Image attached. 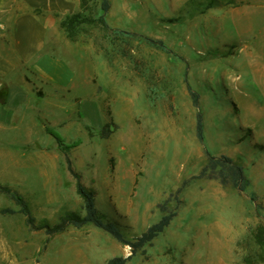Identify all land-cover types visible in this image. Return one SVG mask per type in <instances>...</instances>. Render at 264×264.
<instances>
[{"label":"rangeland","instance_id":"obj_1","mask_svg":"<svg viewBox=\"0 0 264 264\" xmlns=\"http://www.w3.org/2000/svg\"><path fill=\"white\" fill-rule=\"evenodd\" d=\"M77 1L74 13L101 15V0ZM108 1L107 28L82 25L73 40L63 32L69 73L64 97L46 106L51 126L31 112L2 123L0 185L26 199L35 228L0 193V264H106L131 254L91 225L53 235L36 228L81 212L66 159L127 239L175 214L126 264H264L253 238L264 228V0ZM41 124L79 145L60 149ZM205 149L240 164L248 189L198 178Z\"/></svg>","mask_w":264,"mask_h":264},{"label":"crops","instance_id":"obj_2","mask_svg":"<svg viewBox=\"0 0 264 264\" xmlns=\"http://www.w3.org/2000/svg\"><path fill=\"white\" fill-rule=\"evenodd\" d=\"M77 6V0H0V129L6 118L29 112L31 118H55L46 106L64 97L61 84L69 73L59 25Z\"/></svg>","mask_w":264,"mask_h":264},{"label":"trees","instance_id":"obj_3","mask_svg":"<svg viewBox=\"0 0 264 264\" xmlns=\"http://www.w3.org/2000/svg\"><path fill=\"white\" fill-rule=\"evenodd\" d=\"M224 1V0H223ZM227 5H235L233 0H225ZM217 2L216 0L210 1ZM194 0H190L186 5L193 4ZM110 3L108 0H101L100 10L101 15L97 19L84 17L81 13H74L64 17L60 22V29L65 33L66 37L73 40L74 35L82 25L99 23L107 28L104 21V15L109 11ZM192 105L197 110L199 108L198 94L188 87ZM196 137L203 143V119L201 113L198 111L195 123ZM46 134L50 135L56 145L61 149L62 147L74 148L79 145L76 141L70 145L64 143V139L54 132L51 128L45 127ZM107 136V135H104ZM206 155V164L199 173L198 178H207L217 180L221 185H230L239 192H245L249 187V181L245 177L243 167L228 156H212L207 150H204ZM67 171L75 180V192L82 201L81 212L76 211H62L58 215L56 222L50 225L46 220H43L37 229H43L45 234L53 235L65 231L68 227L80 229L86 225H91L108 235H110L117 242L127 245L130 248L131 254L128 257H116L110 259L106 264H126L131 257L139 253L145 246L149 245L158 235H160L170 224L175 214L173 212L166 213L159 221L149 226L138 237L129 240L121 232L116 223L105 219L102 214L95 207V193L93 190L85 187L81 181L80 176L70 166L69 160L66 159ZM0 193L10 198L18 207L17 213L25 217V223L35 228V220L31 215V210L26 199L13 190L12 188L0 185ZM1 213L14 214L13 210L5 209ZM254 241L260 245H264V228L258 227L253 233Z\"/></svg>","mask_w":264,"mask_h":264}]
</instances>
